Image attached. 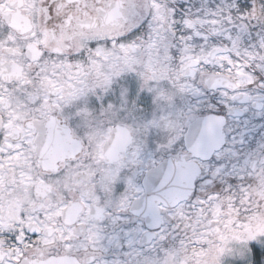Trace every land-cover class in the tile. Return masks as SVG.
Listing matches in <instances>:
<instances>
[{
  "label": "snow or ice",
  "instance_id": "1",
  "mask_svg": "<svg viewBox=\"0 0 264 264\" xmlns=\"http://www.w3.org/2000/svg\"><path fill=\"white\" fill-rule=\"evenodd\" d=\"M0 264H264V0H0Z\"/></svg>",
  "mask_w": 264,
  "mask_h": 264
}]
</instances>
